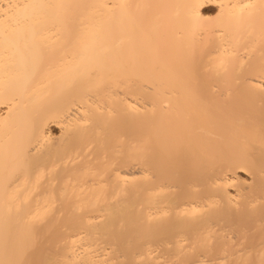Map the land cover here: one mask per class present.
Masks as SVG:
<instances>
[{"label":"bare ground","instance_id":"6f19581e","mask_svg":"<svg viewBox=\"0 0 264 264\" xmlns=\"http://www.w3.org/2000/svg\"><path fill=\"white\" fill-rule=\"evenodd\" d=\"M0 264H264V0H0Z\"/></svg>","mask_w":264,"mask_h":264},{"label":"rangeland","instance_id":"374dc122","mask_svg":"<svg viewBox=\"0 0 264 264\" xmlns=\"http://www.w3.org/2000/svg\"><path fill=\"white\" fill-rule=\"evenodd\" d=\"M204 12L207 14V15H213L214 14V12H215V8H214V6H208V7H205L204 8Z\"/></svg>","mask_w":264,"mask_h":264}]
</instances>
